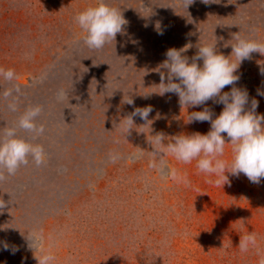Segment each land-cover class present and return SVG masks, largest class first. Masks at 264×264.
Here are the masks:
<instances>
[{
	"label": "rangeland",
	"instance_id": "374dc122",
	"mask_svg": "<svg viewBox=\"0 0 264 264\" xmlns=\"http://www.w3.org/2000/svg\"><path fill=\"white\" fill-rule=\"evenodd\" d=\"M107 2L127 24L115 41L94 50L74 17L98 0H0V68L17 77L0 78V129L35 105L43 109L37 123L45 128L35 140L18 131L43 145L44 163L30 159L0 180V242L9 245L0 246V264H38L40 251L28 247L32 235L42 238L54 264H259L264 179L254 184L228 174L229 183L217 186L195 160L184 164L170 155L153 167L148 141L157 133L169 139L206 134L210 123L188 124V113L208 107L215 118L223 108L210 100L186 109L177 95L157 94L156 69L166 51L191 44L184 53L191 59L200 44L216 43L228 57L236 35L264 43V0H194L188 8L183 0ZM261 66L264 55L252 53L235 86L248 91L247 107L255 98L264 115V96L257 95L264 91ZM9 88L19 89L16 112L2 96ZM147 106L149 123L135 117L126 135L120 121ZM222 159L231 160L230 144ZM249 232L257 247L241 252L240 239ZM12 247L19 250L13 254Z\"/></svg>",
	"mask_w": 264,
	"mask_h": 264
},
{
	"label": "clouds",
	"instance_id": "9594fccd",
	"mask_svg": "<svg viewBox=\"0 0 264 264\" xmlns=\"http://www.w3.org/2000/svg\"><path fill=\"white\" fill-rule=\"evenodd\" d=\"M208 4L210 0H201ZM194 0H183L185 7L193 4ZM75 23L83 31L84 44L94 50H101L106 44L115 41L118 33L124 31L127 21L121 11L110 6L107 0H98L94 7H89L74 17ZM157 29L160 25H156ZM158 34H163L159 31ZM235 42L231 43V55L226 57L218 53L216 43L200 44L198 51L191 59L184 55L191 44L183 48H170L166 51V59L156 69L160 73L159 92L164 96L171 93L177 95L179 104L186 109L206 105L208 101L222 104L223 108L219 115L208 107L202 111L188 113V124L194 122H209L210 130L206 134L193 133L191 135L179 134L169 139L164 133L152 135L153 163L157 167V160L164 155L174 157L178 162L190 164L196 161L198 172L208 176H215L216 179L208 180V183H215L217 186L229 183V175L239 177L245 175L251 183L259 184L264 179V115L257 113L258 100L251 99L249 105V93L246 89L236 87L240 80L238 70L245 60L252 58V53L264 55V43L253 39L243 38L239 35L234 37ZM234 56L235 59H231ZM202 61V63H198ZM166 70V72L161 71ZM260 74L264 75V66L260 67ZM0 78L12 82L17 79L14 70L0 68ZM165 79L167 83H165ZM226 86H232L230 91H222ZM18 88L6 89L2 96L9 100L7 107L10 111H17L16 97L13 93ZM257 95L264 96V91L257 90ZM132 105L130 97L125 101ZM43 109L40 105L28 107L18 118V121L11 127L0 129V180L15 175L21 166H26L30 159L40 166L45 160L43 145L30 142L18 134L19 130L28 133L32 140L45 132L43 124H38ZM153 111L151 106L135 108L134 111L123 118L119 124L122 131L127 135L134 129L135 117H139L149 123V115ZM226 134V137L225 135ZM226 138L230 141L226 143ZM167 141V143H165ZM231 145V160L222 159L225 154V146ZM115 161L116 156H110ZM163 167V161H159ZM227 173V174H226ZM172 178H177L175 170L170 171ZM3 207V205H0ZM28 247L40 251L35 256L38 264H54L55 256L43 250L42 238L37 235L27 237ZM257 236L249 232L239 242L241 252H248L250 248L257 247ZM4 250L9 249L6 242H0ZM19 249L12 247L13 254ZM259 264H264V257H261Z\"/></svg>",
	"mask_w": 264,
	"mask_h": 264
}]
</instances>
